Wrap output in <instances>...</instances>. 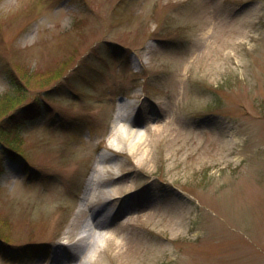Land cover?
Returning a JSON list of instances; mask_svg holds the SVG:
<instances>
[{
	"label": "rangeland",
	"instance_id": "rangeland-1",
	"mask_svg": "<svg viewBox=\"0 0 264 264\" xmlns=\"http://www.w3.org/2000/svg\"><path fill=\"white\" fill-rule=\"evenodd\" d=\"M11 76L0 264H264V0H0Z\"/></svg>",
	"mask_w": 264,
	"mask_h": 264
},
{
	"label": "trees",
	"instance_id": "trees-1",
	"mask_svg": "<svg viewBox=\"0 0 264 264\" xmlns=\"http://www.w3.org/2000/svg\"><path fill=\"white\" fill-rule=\"evenodd\" d=\"M13 73V72H12ZM14 74V73H13ZM12 80L16 83L15 88H12V91L6 92L3 95H0V101L4 98L11 97L10 100L20 102L22 101L27 94L28 87L24 85V89L22 91L18 90L22 84L17 80H21L16 76H11ZM16 80V81H15ZM9 99V98H8ZM11 102V101H8ZM34 103L26 104L25 106H20V110L30 111ZM3 107H0V149L3 153H9L10 156H15L17 154L18 148L14 146L16 139L22 140L23 133L21 130L17 129L18 125L13 124L15 114H9L7 117H4L2 111H4ZM14 138V139H13ZM13 139V140H12ZM17 140V141H18ZM16 158V157H14ZM22 170L24 169V165L21 166ZM43 246L38 244H27L17 249H14L13 252H10L12 257L18 259V261H23L25 256H30L31 254H37L38 252L42 251Z\"/></svg>",
	"mask_w": 264,
	"mask_h": 264
},
{
	"label": "bare ground",
	"instance_id": "bare-ground-1",
	"mask_svg": "<svg viewBox=\"0 0 264 264\" xmlns=\"http://www.w3.org/2000/svg\"><path fill=\"white\" fill-rule=\"evenodd\" d=\"M90 236H91V229L89 230L88 224H84L82 227V230L79 232V238L77 239V241H74L72 245L69 246V249H71V251L69 252L63 251L62 253H58V251L56 252L54 251L52 254V263L55 262L56 264H60L61 262L62 263L65 262L67 258H74L78 254V251H79L78 245H80L83 242L86 243L88 239L90 238ZM71 252L72 254L70 255ZM71 262L72 261H69V263ZM73 264H77V262L75 261L74 263L73 261Z\"/></svg>",
	"mask_w": 264,
	"mask_h": 264
}]
</instances>
